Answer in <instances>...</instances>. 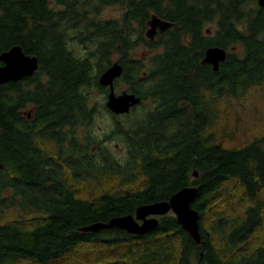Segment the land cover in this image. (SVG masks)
<instances>
[{"label": "trees", "instance_id": "1", "mask_svg": "<svg viewBox=\"0 0 264 264\" xmlns=\"http://www.w3.org/2000/svg\"><path fill=\"white\" fill-rule=\"evenodd\" d=\"M154 15L173 25L150 39ZM16 45L39 68L0 85V264H264V132L232 145L219 123L227 100L264 94L258 0H0V54ZM116 61L115 87L142 98L123 115L99 83ZM190 185L200 243L173 212L144 236L83 230Z\"/></svg>", "mask_w": 264, "mask_h": 264}, {"label": "water", "instance_id": "2", "mask_svg": "<svg viewBox=\"0 0 264 264\" xmlns=\"http://www.w3.org/2000/svg\"><path fill=\"white\" fill-rule=\"evenodd\" d=\"M260 7L264 8V0H258ZM173 24L154 15L149 21L147 36L154 39L158 30H165ZM228 57V50L222 46H210L206 49L203 63L212 65L218 70L221 63ZM0 85L10 81L22 80L32 76L39 68V58L26 53L22 46L16 45L0 54ZM123 65L116 61L99 75V83L107 87L106 106L115 115L127 114L139 105L141 96L127 90L118 93L115 81L122 76ZM31 116V113H28ZM198 175L197 172L194 173ZM199 188L196 185L183 187L167 200H158L152 203L141 204L136 208L135 214L115 216L108 222H99L83 228L85 231H99L104 228H119L128 233L144 236L159 226V216L173 212L182 228L197 242H201V216L193 207L198 196Z\"/></svg>", "mask_w": 264, "mask_h": 264}, {"label": "rangeland", "instance_id": "3", "mask_svg": "<svg viewBox=\"0 0 264 264\" xmlns=\"http://www.w3.org/2000/svg\"><path fill=\"white\" fill-rule=\"evenodd\" d=\"M110 15H117L118 10L111 8ZM210 27L213 28V25ZM118 93L126 90L123 85L121 89L116 88ZM98 106L104 101L103 94L95 92ZM223 121L221 131L225 140L232 145H237L247 141L252 136L264 132V94L261 91L253 90L247 97L241 99L227 100L222 107ZM111 117L105 111H99L96 115V123L100 132L108 126ZM108 145L113 146V152L121 158L126 155L124 146L117 141H112ZM234 191V190H233ZM88 194V193H87Z\"/></svg>", "mask_w": 264, "mask_h": 264}]
</instances>
